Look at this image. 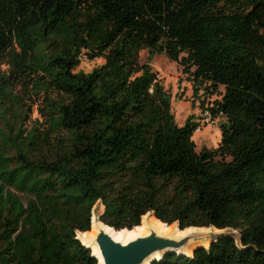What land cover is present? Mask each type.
<instances>
[{
    "label": "trees",
    "instance_id": "16d2710c",
    "mask_svg": "<svg viewBox=\"0 0 264 264\" xmlns=\"http://www.w3.org/2000/svg\"><path fill=\"white\" fill-rule=\"evenodd\" d=\"M217 92L216 149L178 126L142 51ZM104 64L75 72L82 56ZM0 264H98L77 239L92 210L119 232H237L152 264H264V0H0ZM8 73V72H7ZM18 75L43 93L45 129H22ZM55 95V99L52 96Z\"/></svg>",
    "mask_w": 264,
    "mask_h": 264
},
{
    "label": "rangeland",
    "instance_id": "374dc122",
    "mask_svg": "<svg viewBox=\"0 0 264 264\" xmlns=\"http://www.w3.org/2000/svg\"><path fill=\"white\" fill-rule=\"evenodd\" d=\"M140 63L148 65L151 71L157 76V79L161 82L162 88L169 97L170 101V113L172 114L174 121L178 126H184L188 119L199 123L201 130L198 133H194L192 140L196 145V152H200L203 148L212 150L216 149L221 141L220 125L225 121L222 117L213 118V123L207 125L204 123L207 117L208 109L212 107L213 103L221 99L223 88H219L217 92L212 90H206L205 87H200L198 90L193 88V82L191 77L184 73L183 67L177 62L170 61L164 55L150 54L144 50L139 55ZM104 64L103 59L95 58L89 59L83 54L81 58V64L75 72H81L85 74L91 73L94 69ZM0 70L6 74L10 73L7 65L1 66ZM8 72V73H7ZM35 78H30L26 75H18L13 82L12 91L20 99L18 104L15 103L14 98L11 99L12 103L8 106L11 108V104H14L13 109L17 114L27 113L26 120L23 121V125L18 124L22 129H30L31 127H39L45 129V120L42 117V113L45 112V104L43 101V93H38L32 88ZM55 95L52 96L53 99ZM2 100L0 99V103ZM4 106H0V119L4 121L2 117ZM6 121V120H5ZM103 207L101 203H97L94 209V213L102 211ZM154 220L153 215H151ZM159 222V221H157ZM143 219H141V226H143ZM161 223V222H159ZM164 227L169 229H178V224L166 225L161 223ZM135 229V228H134ZM132 229L131 231H133ZM229 234L233 231H226ZM92 233V230H91ZM237 234V232H235Z\"/></svg>",
    "mask_w": 264,
    "mask_h": 264
},
{
    "label": "water",
    "instance_id": "95a60500",
    "mask_svg": "<svg viewBox=\"0 0 264 264\" xmlns=\"http://www.w3.org/2000/svg\"><path fill=\"white\" fill-rule=\"evenodd\" d=\"M231 235L238 240V235L235 232ZM208 237L216 238L218 236L212 233L203 234L194 232L183 238H174L161 236L151 230L143 237L134 239L127 244H121L115 241L111 234L100 230L93 244L98 248L102 264H152L157 258H162L169 254L185 255V251ZM83 246L91 251L89 246ZM197 249L199 248L193 250V253ZM91 253L98 261V264H100L98 258L93 252Z\"/></svg>",
    "mask_w": 264,
    "mask_h": 264
},
{
    "label": "bare ground",
    "instance_id": "6f19581e",
    "mask_svg": "<svg viewBox=\"0 0 264 264\" xmlns=\"http://www.w3.org/2000/svg\"><path fill=\"white\" fill-rule=\"evenodd\" d=\"M96 207V206H95ZM92 210V218H91V230L92 233H77V238L79 241L86 246H89L91 248V251L93 254L98 258L99 263L102 264L101 257L98 253V248L95 244H93V241L95 240L97 234L99 233L100 230H103L114 238L115 241L121 243V244H127L130 241H133L134 239H137L139 237H143L149 233V231H155L157 234L161 236H169V237H174V238H183L191 233L197 232V233H203V234H215L217 236L222 235V234H227V230L224 231H219L214 228H188L183 231L177 230L175 228L169 229L168 227H164L161 223L157 222L158 220H154L152 218V214L148 213L145 216L142 217L143 219V226L141 227H136L133 231L131 230H121L119 232L109 229L106 227L104 224H102L99 221V216L101 215L102 211H99L98 213H94V209ZM214 237H208L198 243H196L192 248L189 250L185 251L184 254L189 256L193 254V250L196 248H205L207 249L211 242L213 241ZM161 258H157V260H160ZM156 260V261H157Z\"/></svg>",
    "mask_w": 264,
    "mask_h": 264
},
{
    "label": "built area",
    "instance_id": "2783aa9c",
    "mask_svg": "<svg viewBox=\"0 0 264 264\" xmlns=\"http://www.w3.org/2000/svg\"><path fill=\"white\" fill-rule=\"evenodd\" d=\"M212 121H213V118H211L210 113H207V117L205 118L204 123H206L207 125H210L213 123ZM200 130H201V127L200 125H198L195 133H198Z\"/></svg>",
    "mask_w": 264,
    "mask_h": 264
}]
</instances>
